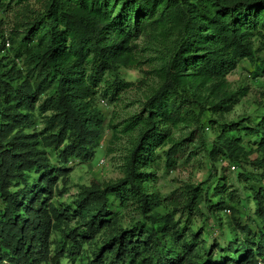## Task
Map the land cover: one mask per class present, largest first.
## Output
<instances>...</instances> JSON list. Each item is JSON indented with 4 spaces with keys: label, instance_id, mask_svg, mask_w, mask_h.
<instances>
[{
    "label": "trees",
    "instance_id": "trees-1",
    "mask_svg": "<svg viewBox=\"0 0 264 264\" xmlns=\"http://www.w3.org/2000/svg\"><path fill=\"white\" fill-rule=\"evenodd\" d=\"M11 3L9 32L0 18V264H264V91L250 115L224 121L247 95L228 76L246 62L264 78V0H0V17ZM144 66L154 83L122 128L120 178L62 202L68 164L100 150L97 94L112 101L128 87L119 70ZM196 159L205 189L163 197L159 173Z\"/></svg>",
    "mask_w": 264,
    "mask_h": 264
},
{
    "label": "rangeland",
    "instance_id": "rangeland-1",
    "mask_svg": "<svg viewBox=\"0 0 264 264\" xmlns=\"http://www.w3.org/2000/svg\"><path fill=\"white\" fill-rule=\"evenodd\" d=\"M15 13L16 7L11 3L7 12L0 17L3 22V30L6 33L13 26ZM259 57L264 61V50L259 54ZM144 70L145 72L137 69H120L119 76L122 84L128 85V87L121 90L112 101L107 98L108 100L102 102L101 100L105 98L102 97V94H97L98 108L105 116L103 123L105 131L100 142V150L90 164L76 167L72 162L68 164V167L74 169L69 175L67 191L63 193L62 202H67L74 197L80 186H88L92 182H108L120 178L119 167L130 141L129 132H122V128L131 116L139 112L144 96L154 83L153 76L146 74L151 68L144 66ZM249 72V64L242 62L228 76V81L231 83L232 88H245L247 89V95L240 100L232 112L224 117L226 122H237L247 117L255 109V102L261 100L259 94L264 91V78H252ZM114 77V74H111L109 79ZM110 125L115 126L116 129L112 130ZM115 131L117 132L116 137L113 135ZM230 170L233 171L232 168ZM209 172L204 160L199 162L196 159V161H192L189 164L181 162L173 171L160 172L156 187L163 197L178 198L179 193L183 192L187 186H194L199 190L201 188L205 189ZM238 212L242 222L253 229V225L246 218L247 213L245 210L238 207ZM223 216L227 221L231 213L226 212ZM197 222L200 225V221L198 220ZM225 228L223 226L222 230H225ZM211 231L215 233V236L220 233L217 226L213 227ZM61 264L68 263L63 261Z\"/></svg>",
    "mask_w": 264,
    "mask_h": 264
},
{
    "label": "built area",
    "instance_id": "built-area-1",
    "mask_svg": "<svg viewBox=\"0 0 264 264\" xmlns=\"http://www.w3.org/2000/svg\"><path fill=\"white\" fill-rule=\"evenodd\" d=\"M6 46L8 47V46H9V44L7 43V44H6Z\"/></svg>",
    "mask_w": 264,
    "mask_h": 264
}]
</instances>
